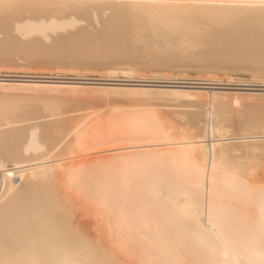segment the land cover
Returning <instances> with one entry per match:
<instances>
[{"label": "bare ground", "instance_id": "6f19581e", "mask_svg": "<svg viewBox=\"0 0 264 264\" xmlns=\"http://www.w3.org/2000/svg\"><path fill=\"white\" fill-rule=\"evenodd\" d=\"M14 60L264 73V0H0ZM30 77L0 74V264H264V92ZM76 91L171 99L77 113Z\"/></svg>", "mask_w": 264, "mask_h": 264}, {"label": "rangeland", "instance_id": "374dc122", "mask_svg": "<svg viewBox=\"0 0 264 264\" xmlns=\"http://www.w3.org/2000/svg\"><path fill=\"white\" fill-rule=\"evenodd\" d=\"M7 13H8V11L6 12V14ZM8 14H10L12 16V12L8 13ZM5 17H7V15ZM8 18H10V17H8ZM86 19L89 20L90 22L89 21L87 22V20H85L87 23L85 21H83L84 23H82L81 25H84V26L88 25L87 28H89V29H90V26L93 25L94 27L91 30H93V32H95V30L98 27H96V24L94 23V21L91 22L90 18H86ZM3 35L4 34H2L1 37H4ZM15 61L16 60H14V62L13 61L8 62L9 64L7 62H1L0 63V74H2V75H12V76H29V77L32 76V77H30L28 79L32 78L31 80L34 79V81H35V79L39 78L36 81H41L42 80V82H47V81L57 82V80H58V82H62V81L66 82V83L70 82L69 84L72 83L73 85L75 83H77L76 85H79V86H81V85L82 86H84V85H86V86L87 85L88 86L89 85L98 86L100 84L104 85V83L113 84L112 82H114V81H111V79L112 80L113 79H122V80H129L128 82L127 81L126 82H121V83H123L125 85L127 84L126 85L127 87H135V88H140V87L141 88L142 87L143 88H150L151 87V88H154V87L168 86L167 83H162V81L179 80V81H187V82H198V83H205L206 82L207 83V84H192V85H190L192 87L190 89H194V90L199 89V88L200 89H206V88L208 89L209 88L208 90H210L211 87H212V90L213 89L219 90V91H225L226 90L228 92L229 91L232 92V90H233V92L236 91V92H240V93H248L249 91H250L249 93H251V92L252 93H263L264 92V73L254 74V73H251V72L249 73V71H247V73H242V72H240L238 70H236V72H235V70L234 71L231 70L230 72L227 71V70H224V71L229 72V73L225 74L224 71H219L217 73L215 72V74H214V73H207V72L204 73V72H201V71H193V69L191 71V69H189L190 71L189 70H187V72L183 71V73H185V74H183L182 71H177L176 70L177 71V74H176L175 70L174 71L173 70H168V72L167 71L166 72L165 71H159V72L156 71L155 72L154 70H151V69H146V70L145 69H141V71H140V69H138V70H134L135 74L131 73L132 75L131 74L130 75H125V74L119 73L118 70H116V73L118 71L119 74L118 73L116 74L114 72L115 70L112 71V73H110L111 72L110 68H108V67L105 68V67H101V66H97L95 68L84 66L82 68L81 65H77V67L73 66L74 69L72 68V66L71 67L69 66V70H68L67 69L68 68L67 65H63L64 67L59 65L60 67H63V69H62V68L58 67V65L57 66L49 65L50 67H48V65H44V64L43 65H41V64H34V65L30 64V66H29V65H25V64L23 65V63L20 62V61H19V63L21 65H19L18 60H17V63ZM5 63H7V64L5 65ZM11 63H13V64L11 65ZM4 66H6V67H4ZM57 67L59 69H57ZM99 67H101V68H99ZM108 69L110 70V72H109ZM143 70H145V71H143ZM191 72H193V73H191ZM243 72H246V71H243ZM163 73H164V75H163ZM168 73H170V74H168ZM175 74H176V76H175ZM180 74H182V75H180ZM199 75H201V76H199ZM42 76L44 78H41ZM44 79H45V81H44ZM46 79H47V81H46ZM85 79H87V80H85ZM104 79H108V80L104 81ZM11 80H21V79L13 78ZM84 81H85V83H84ZM117 83H120V82H117ZM142 83H144V84H142ZM162 84H163V86H162ZM198 85H199V87H198ZM76 92H72V94L69 93V95L67 94L68 92H65V93H62V95L72 99V102H71L72 108L74 110H78L77 113H82L84 111H87L85 113H88L90 111L92 112V110L93 111H96V110L99 111L100 110L101 112H99V113H102L104 110L106 111L110 107H114L115 105L116 106L118 105L117 107L119 109H121V110H130V109H133V106L135 104L136 105H135L134 108H137V105H138V107H143V106H146V104L149 105L152 102H153L152 106H154V104H156L155 102H157V101H165L167 99V98H164L165 100H162L163 98L159 99V97H158V100H157V97L154 98V97L150 96L149 99H151V100H149L147 96L129 95V94L127 96H125V94H123V93L122 94L121 93H118V94L115 93V95L114 94L111 95V93L110 94H105V93L103 94V93H100V92L99 93L98 92L93 93V92H88V91L85 92L87 94L80 95L81 93H84V91H81V93H79V91L77 93ZM22 93H26V92H22ZM106 96H108V98ZM146 97H147V99L149 101H147V99L145 100ZM262 98L264 99V97H262ZM262 98H261V100H263ZM170 99L171 98H168L167 100H170ZM179 100L182 101V100H185V99L182 98V99H179ZM249 101L253 102V101H258V100H254V99L253 100L252 99H249V100L247 99L246 100V102H249ZM105 104H107V105H105ZM105 106H107V107H105ZM90 107H91V109H90ZM104 108H106V109H104ZM160 108H162V109H160ZM160 108L157 107V109H158L157 111L162 114L163 110L165 109V106L164 107L160 106ZM166 109H168V108H166ZM193 109H195V108H193ZM159 110L162 111V112H160ZM195 110H198V108H196ZM105 111L102 114H104ZM263 113H264V111H263ZM92 210L94 211L93 208H91V209L89 208L88 209V212H89L88 214H89L90 217H91L90 212ZM93 211L91 213H93ZM123 256H125V255H123ZM125 257H128V256L126 255ZM125 257L123 258V260L126 261L127 263H129V264L130 263L131 264H133V263L134 264H138V262L136 261L137 259L134 258L133 256H129L130 259H127ZM132 258H134V260L136 259L135 262L133 261Z\"/></svg>", "mask_w": 264, "mask_h": 264}]
</instances>
